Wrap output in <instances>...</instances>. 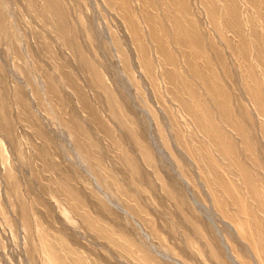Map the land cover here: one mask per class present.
Masks as SVG:
<instances>
[{"label":"rangeland","instance_id":"obj_1","mask_svg":"<svg viewBox=\"0 0 264 264\" xmlns=\"http://www.w3.org/2000/svg\"><path fill=\"white\" fill-rule=\"evenodd\" d=\"M264 264V0H0V264Z\"/></svg>","mask_w":264,"mask_h":264},{"label":"bare ground","instance_id":"obj_2","mask_svg":"<svg viewBox=\"0 0 264 264\" xmlns=\"http://www.w3.org/2000/svg\"><path fill=\"white\" fill-rule=\"evenodd\" d=\"M231 259H232V261H234L235 264H238L237 260H235L233 258H231Z\"/></svg>","mask_w":264,"mask_h":264}]
</instances>
